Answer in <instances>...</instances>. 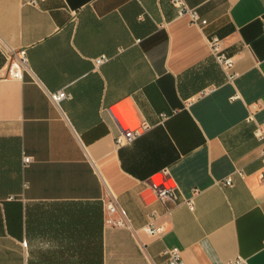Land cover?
<instances>
[{"label": "crops", "instance_id": "0c3cea01", "mask_svg": "<svg viewBox=\"0 0 264 264\" xmlns=\"http://www.w3.org/2000/svg\"><path fill=\"white\" fill-rule=\"evenodd\" d=\"M187 4L208 23L173 0H0V264H168L174 247L187 264H264V0ZM129 126L141 134L119 146Z\"/></svg>", "mask_w": 264, "mask_h": 264}, {"label": "built area", "instance_id": "2783aa9c", "mask_svg": "<svg viewBox=\"0 0 264 264\" xmlns=\"http://www.w3.org/2000/svg\"><path fill=\"white\" fill-rule=\"evenodd\" d=\"M29 4L33 5H39L41 2H44L46 0H25ZM174 4L179 9V15L185 16L188 15L191 18V22L193 24L197 25H205L208 23L207 19H203L202 16L199 14V12L194 9L190 8L187 4V0H173ZM263 27H264V20H263ZM221 39L217 36H213L210 38V44L213 50V53L219 62V64L227 71L229 72V78L233 80L236 76V72H232L234 68V59L230 57L224 50L221 44ZM9 59H10V69H9V75L14 78H22L24 71L29 67V57L27 54L26 49L21 50H11L9 53ZM109 58L107 56H102L95 59L96 66H100L103 63L107 62ZM71 95L68 94L66 91H59L51 94V98L53 102L59 104L62 100L66 98H70ZM236 98V97H234ZM143 128H147V125L142 126ZM141 128H134L132 126H129L123 133H121L117 138L116 142L119 146H124L127 144H130L133 142L140 134H141ZM256 137L263 141V148H262V159L264 161V129L263 128H257L255 132ZM31 157L25 156L24 161L26 164L31 162ZM241 175L244 174L242 170L239 171ZM262 179L264 180V172L262 174ZM234 179L232 177H229L225 180L224 185L225 186H233ZM150 188L154 192V194L157 196V198L167 203L169 201H176L178 196L176 192V188L173 186H163L160 183H152L150 184ZM190 208L194 210V203L193 201L188 202ZM107 211L109 214H120V219L115 222L116 225L122 226L126 225L127 216L126 212L119 206L117 198L115 195H111L110 198L107 201ZM148 232L153 235H163L168 230L167 224H162L160 226H157L152 222L148 228ZM165 256L167 257L168 264H187L182 251L178 247L174 248H167L165 250ZM225 264H249L248 261L242 257H237L233 260H229Z\"/></svg>", "mask_w": 264, "mask_h": 264}]
</instances>
